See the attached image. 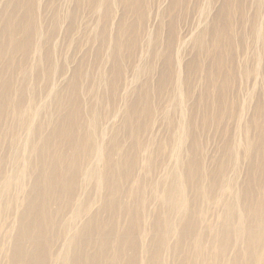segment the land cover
<instances>
[{
    "label": "rangeland",
    "instance_id": "rangeland-1",
    "mask_svg": "<svg viewBox=\"0 0 264 264\" xmlns=\"http://www.w3.org/2000/svg\"><path fill=\"white\" fill-rule=\"evenodd\" d=\"M10 1L0 0V31L6 30L11 13ZM25 1H16L10 20H13L14 26L30 21L32 26L35 24L40 28V33H33L21 46L9 42L8 56L4 57L2 54L4 59H0V105H4V113L5 107L9 105L6 102L8 95L4 97V93L10 91V97L14 100L23 94L24 107L39 110L33 123L48 124V116L58 112L59 97L63 99L65 97L64 102H68L69 105L71 101L74 102V99H68L71 94L78 95L80 101L78 105H81L85 116H88L91 110L99 114L100 122L95 134L107 150L111 133L114 129L124 126L133 102L139 99L142 91L147 90L152 100L150 107L155 119L150 135L153 145L149 148L153 150L152 158L156 164V170L152 173L154 179H161L175 172L178 169L177 160L184 161L189 157L192 146L189 134L178 158L172 154L174 143L171 141L172 135L176 134L182 125L189 129L190 133L199 134L198 150L195 155L200 159L203 170L210 176L207 183L221 179L220 173L217 172L221 162L228 168L225 176L232 182L229 192L219 196V191L214 188L211 200L205 205L206 220L203 229L206 232L214 230L224 220V204L236 199L248 185L247 179L252 171L250 165L252 161L255 162L254 159L257 160V156L246 154L245 148L248 142L256 140L257 125H262L264 136V0H148L146 14L140 20L137 51L129 47L127 49L119 47L116 59L115 56L113 58V53L116 52V39L120 27L138 22L134 13L127 14L124 0H33V3L30 0V5L24 7ZM97 1L102 4L95 9L94 4ZM224 9L231 10V17L234 18L233 28L230 30L234 35L230 47L231 57L227 54L222 65L223 75H229L230 78L225 81L226 76L219 74V78L216 76V80L212 82L209 69H212L215 59L213 55L199 48L198 40L203 38L208 48L215 46L216 30L223 22ZM256 24L263 29L261 39L254 35ZM19 33L23 32L18 31L17 34ZM197 60L203 63L204 69L193 74L194 63ZM7 63L10 65H6ZM114 68L121 72L116 89L110 82ZM232 72L234 75L230 76ZM207 76L209 79H206ZM206 83L210 86L207 87ZM222 96H226L224 106L215 103L218 97ZM12 112L8 109L4 122L1 123L6 141H3V148H0V157L5 154L4 149L8 148L14 133L20 138V144L31 135L27 127L18 121L16 123ZM204 115L213 117L207 126L202 122ZM33 138L36 137L33 135ZM143 139L148 140L149 135L145 133ZM129 142L130 139L127 140V144ZM233 146L238 154L236 166H233L234 159H230ZM149 149L141 155L143 160L151 151ZM24 160L30 161L28 149L23 155ZM94 165L95 160L89 167ZM144 172L145 169H141L137 176L141 178ZM5 173L13 174V165L6 167ZM167 180L165 183L168 184L170 179ZM263 180L264 172L260 181L264 191ZM25 181L24 192L20 197L21 210L25 209L26 195L31 190L30 178ZM94 188L93 182L87 187L81 186V198L85 199L88 194L95 193ZM193 188L191 189L190 185L187 187L191 200L196 197L193 195L195 192ZM11 192L14 199L16 191L12 188ZM105 195L103 193V196ZM159 201V198L152 199L148 208L149 221L154 217L160 205ZM98 202L92 205L91 211L98 209L101 203ZM86 218L87 216L83 215L78 224L82 225ZM17 222L18 215L14 212L0 220L2 225L0 264H11L16 245ZM149 233L147 243H152V233ZM179 235L180 233L170 238L171 245L176 242ZM58 239L54 240L53 246L56 251H61L63 241L61 238ZM204 245L207 250L206 264H215L219 254L218 243L205 241ZM167 257L168 261L172 260V255Z\"/></svg>",
    "mask_w": 264,
    "mask_h": 264
},
{
    "label": "bare ground",
    "instance_id": "bare-ground-1",
    "mask_svg": "<svg viewBox=\"0 0 264 264\" xmlns=\"http://www.w3.org/2000/svg\"><path fill=\"white\" fill-rule=\"evenodd\" d=\"M16 1L18 0L10 1L11 13L7 27L5 31H0V59H4L2 54L4 57L8 56L7 45L11 42L21 46L33 33H40V28L35 24L32 26L30 21L22 22L18 26L12 24L13 20L10 19ZM124 2L127 14L134 13L138 22L120 27L116 39V52L113 53L115 59L119 47L121 49L129 47L137 51L140 20L144 18L146 8L149 6L148 0ZM100 3L97 1L94 4L95 9L101 5ZM23 5L24 7L30 5V0H26ZM230 11L224 9V19L216 30L214 47L208 48L203 38L198 40L199 48L214 56V66L209 69L212 82L216 80V76L219 78V74L223 75V59L227 54L231 55L230 47L234 35L230 30L233 28L234 18L231 17ZM18 31L23 33L18 35ZM254 35L258 37L257 39L263 38V29L258 24L255 25ZM202 65L200 60L195 61L193 74L200 69L203 70ZM114 69L113 73H110V82L116 89L121 72ZM120 69L123 70L122 67ZM232 75L234 72L230 76ZM225 76V81L230 78L229 75ZM206 79H209L208 76ZM209 86L210 84L207 87ZM140 94L139 99L133 102L124 126L114 129L111 133L106 150V146L95 134L100 122L99 114L91 110L88 116H85L81 105H78L80 103L78 95L71 94L68 99H74V102L71 101L69 105L68 102H64L65 97L64 99L59 97L58 112L48 116V124L35 125L33 121L39 114L38 108L26 109L23 94L14 100L10 97V91L4 93V97L8 95L6 102L9 105L5 107V113L4 105H0V148H3L2 143L6 141L1 123L4 122L8 109L13 111L11 115L14 116L16 123L18 121L27 127L31 134L23 144H20V138L14 133L8 148L4 149L5 154L0 157V220L9 213L14 212L18 215L15 229L16 245L11 264H206L205 241L218 243L219 254L215 264H264V191L260 185L264 172L262 125L256 126L258 131L256 140L248 142L245 148L246 154L257 156V160L254 159L255 162L252 161L250 165L252 171L247 179L245 191L236 199L224 202V220L214 230L206 232L203 229L206 220L205 205L211 200L214 188L219 191V196L229 192L232 182L225 176L228 168L221 162L217 170L221 179H211L212 182L207 183L210 176L203 170L200 159L195 155L198 150L199 134L190 133L189 129L182 125L178 132L172 135L171 141L174 142L172 154L178 158L189 134L192 138L189 157L184 161L177 160L178 171L161 179H154L152 173L156 170V164L152 158L153 150L149 149L153 145L150 135L155 121L150 107L152 100L147 90ZM219 97L215 103L223 105L226 96ZM222 112L221 109V114ZM217 114L219 115V112ZM212 119V116L204 115L203 125H209ZM145 133L149 135L148 140L143 139ZM128 139L130 142L127 144ZM27 149L30 161L25 162L23 155ZM148 149L151 151L143 160L141 155ZM230 159H234L233 166H236L238 154L235 147ZM94 160L95 165L89 167ZM10 165H13L11 175L5 173L6 167ZM141 169H145V172L140 178L137 172ZM29 178L31 190L26 195L27 205L21 210L20 197L24 192L25 180ZM167 179H170L168 184L165 183ZM90 182L95 185V193L88 194L82 199L81 186L87 187ZM189 185L191 189L192 187L195 189L194 200L189 198L190 193L188 194L187 190ZM12 188L16 191L14 199L11 197ZM103 193L106 195L103 196ZM154 198L160 199V205L149 221L148 208ZM98 201L101 202L100 206H97L98 209L91 211L92 205ZM83 215L87 218L79 225L78 222ZM1 228L0 223V230ZM149 232L152 233V243H147ZM178 233H180L178 239L171 245L170 238ZM58 238L63 241L61 251H56L53 246ZM167 255H172L171 261L166 259Z\"/></svg>",
    "mask_w": 264,
    "mask_h": 264
}]
</instances>
